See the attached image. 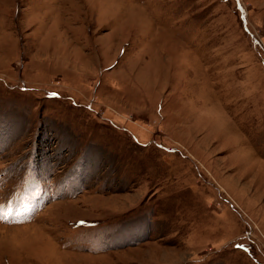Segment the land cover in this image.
<instances>
[{"label": "rangeland", "instance_id": "obj_1", "mask_svg": "<svg viewBox=\"0 0 264 264\" xmlns=\"http://www.w3.org/2000/svg\"><path fill=\"white\" fill-rule=\"evenodd\" d=\"M0 264H264V0H0Z\"/></svg>", "mask_w": 264, "mask_h": 264}]
</instances>
